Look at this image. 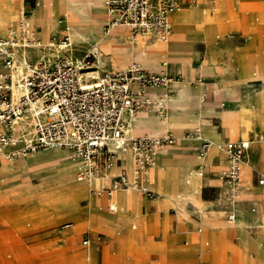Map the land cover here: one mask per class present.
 <instances>
[{
  "label": "rangeland",
  "instance_id": "obj_1",
  "mask_svg": "<svg viewBox=\"0 0 264 264\" xmlns=\"http://www.w3.org/2000/svg\"><path fill=\"white\" fill-rule=\"evenodd\" d=\"M193 1L194 0H191L190 3ZM216 1L217 0L199 1L202 8L206 9L212 16H217L218 20L225 24L224 27H221L218 30L217 34L211 41L215 55V64L218 66L215 74L201 75L195 71L205 58L206 41L201 38H191L193 35H188L186 31L182 32L176 30L174 23L172 34L167 39L170 44L169 58L166 59L167 65H164V61L160 60L157 68L148 69L142 66L150 72L171 74L174 81L171 87V92L168 93L166 98L168 108L170 109L169 106H171L174 109L173 119L176 123L172 129L170 128L166 130L174 137V142L165 148L171 151L172 159L170 162H167L166 160H164V162H167L165 167L167 175L170 174L172 167L184 166L181 167L180 170V182L182 179L185 180L188 170H195L194 166L196 164V156L198 155L196 150L199 144L195 132L197 131L201 137H207L204 133L201 134L200 129H198V123L203 124L201 127V131L203 132H208L210 127L214 125L216 126V129L222 131L216 112H220L223 108L227 107L235 108L237 103L229 100H234L233 98L234 96H238L239 90L254 89L259 91L264 88V85L261 84H264V69H262L260 65V59H257L253 63V70L255 72L257 71L258 74H261V77L256 78L257 80H253V78H251L252 74H250L245 76L248 79L247 82L246 80L240 81L238 71L239 61L242 59L246 60L253 54L247 51L241 52L240 49V47L247 42L245 27L248 28L250 34L252 33V36L255 33H259V36L264 39V0H257V2L241 0L238 2V7H236L233 2H228V0ZM37 2H41L40 6L43 10L41 16H39V18L36 17L34 24L39 32V39L42 41L41 44L44 45L47 44L52 37H58L63 31V26L67 27L69 22L66 14L60 9L53 8L54 2H50L49 0H25L27 10L29 13L31 12L28 17L34 14L35 8H38V6H36ZM78 2H80V5L86 6V9L90 14L95 10V7H91L90 5L91 0H78ZM214 7L216 9H213ZM51 8L55 10V13L48 18V11ZM18 15L13 19V22L18 18ZM201 15L206 16L202 13ZM104 25L105 23H103V28ZM54 26L57 27L55 28ZM121 31H123L122 28H116L114 30V32ZM51 32L53 34L50 36ZM115 38L118 39L121 38V36L119 37V35L116 34ZM45 39H48V41L43 43ZM101 44L102 42H99L97 45L99 52L101 53L100 59L102 61L105 60V68H109V62L106 58L105 52L101 48ZM81 45L82 44H75L72 40L71 51L63 52V50L61 52L70 55L72 58H81L87 50L92 48L90 46L85 47ZM38 50H30L32 54L31 59H35L39 55ZM108 52L113 56L112 60L114 65L122 66L124 64V61L121 60V58L126 55L125 53L119 51ZM89 65L95 67L96 62L93 58H90ZM180 81H187L189 89L197 86V81L204 83L201 86L203 94L202 108H198L194 98L189 94L184 100L178 102L177 105L173 104L172 101H168V97L177 95L178 89L181 88V83H178ZM213 111H215V113ZM154 118L157 120L161 117L154 109H152L149 112L148 119L154 120ZM195 120L196 127L191 125ZM149 129L150 131L147 134L157 136H163L166 134L164 133L165 130L158 127L152 126ZM256 132L264 135V128L262 127V129ZM227 139V136L223 135L222 141L224 142ZM260 146H264V141L255 145L252 156H250L252 162L250 172H253L254 174L259 172L264 173V166L261 167L256 164L257 162H255V160L253 161V157L255 159L258 147ZM48 151L53 152L49 153V157H39L37 160L29 161L27 163H25L24 159L20 160L19 168L16 172L11 171L14 165L17 164L15 158L11 159L9 162L11 166L9 165L7 169H0V187L17 182L22 185V188H19L18 190L16 189L17 191H29L32 190L31 187L38 190L36 191L37 193L34 191L17 193L11 190L0 189V264H85V262L88 261L89 256L91 257L90 249L92 246H94V244L101 246L107 239V235L102 232L100 233L92 225V217L89 219L91 222H89L90 227L84 225L74 230H72L74 226L62 228L64 223L73 221L69 218L58 219L56 209L47 204L48 200L53 194L59 195L60 192L71 186L81 187L84 189V192L77 197V212L80 213V217L87 218L89 217V212L85 208L89 202L90 196H93L92 193L94 192L90 190L93 185L77 181V168L70 175H66L67 172H52L44 176L46 167L51 164L54 159H71L69 153L62 151L58 147L42 149L35 152L33 155H44ZM158 156L159 155H157L156 158L157 161ZM25 157L30 158L32 155L30 154ZM157 161L154 164V168H149L150 175L154 180L148 184L151 185L154 183V185L150 187L147 183L145 185L142 184V186H145L147 189L154 192L153 196L150 197L143 192H137V197L146 204L142 207L141 211L140 208H136V212H138V215L140 214L139 216L144 220L145 225L143 227H140L139 225L132 229L130 228L133 224L132 223L129 227L133 230L132 234H134V236L132 235V239L137 245H142V241L146 238L144 230L141 228H144L149 232L153 241H157L160 238L161 233L162 235L188 231L196 234L203 233V231H199L200 227L198 226L191 228L189 219L179 218L176 214L174 204L167 202L168 206L164 209L156 207V204L159 201L164 200L162 196L155 192L158 191L161 193L163 191L162 179L165 176L164 166L158 165ZM222 165L223 161H220L219 157L213 161V164L209 167V171L203 175V187L194 193L196 199L201 203H204L207 209L231 210L232 205H234V207L242 209L244 212L250 211L249 208L251 204L249 200L252 198H258V200L261 201L262 195H259L258 197L254 196L253 190L250 188L249 191L252 192V194L250 193L249 195L241 196L239 200L235 199V204H232L229 190H223L219 181L213 183L214 179H220L219 169ZM187 166L189 168H187ZM161 168L164 170H161ZM54 170L57 171V169ZM28 176H31L33 180H36L35 183L25 181L28 179ZM55 181H58L55 186L47 184L48 182ZM252 182L254 185L256 184L254 175L252 176ZM165 187L173 191L170 181L165 183ZM259 193H261L260 188ZM185 202L187 208L192 210L193 202L190 199H186ZM150 205H152V207H150ZM65 207L67 210L63 211L62 214H70L74 211V208L70 205H65ZM107 212L110 213L108 210ZM230 214L231 213H225L219 215H221L224 220H229ZM102 215L104 216V214ZM194 216L195 214L191 212L190 218H194ZM239 224L245 227L243 223L240 222ZM257 224L258 222L249 224V227L247 228L249 231L247 235L245 234V240L251 238L253 241H256L252 238L250 230H252ZM160 229H162V231H160ZM203 229L206 232V236L202 238L199 244L197 243L195 253L197 260L199 263L203 262L202 264H214L209 261L212 258L213 261L215 260L216 264H219L222 258L221 248L215 245L209 234L211 227L205 225L203 226ZM215 230L221 237H229L230 240L234 242L237 240L236 233L233 232V230L228 229L224 223L218 224ZM67 231H69V233L66 236V239H64L62 233ZM260 238L261 242L264 241V235L261 234ZM86 239L88 242L84 244L83 242ZM256 242L261 243L258 241ZM172 244L178 248H186L189 246L190 242L187 238L182 236L173 239ZM140 247L141 246L136 247L135 249L137 250ZM254 248L252 249L253 255L257 254L258 249H260L264 255V243L259 246L258 249L255 246ZM207 250H209V260L206 259ZM113 252L115 253V262L116 264H119L118 246L114 247ZM154 257L155 255H152V258ZM96 261L97 264H106V261L104 263L101 254L97 255ZM186 264L192 263L186 262ZM230 264H236L234 258Z\"/></svg>",
  "mask_w": 264,
  "mask_h": 264
},
{
  "label": "built area",
  "instance_id": "obj_2",
  "mask_svg": "<svg viewBox=\"0 0 264 264\" xmlns=\"http://www.w3.org/2000/svg\"><path fill=\"white\" fill-rule=\"evenodd\" d=\"M185 4L187 0H104V33L124 26L132 36L167 40L172 34L171 16ZM28 14L23 9L14 22H9L7 35L0 38V161L42 149L68 147L81 160L77 180L90 183L129 156L134 164L133 179L129 180L121 167L106 192L112 195L117 189L133 186L153 196L154 192L142 186L139 179L156 162L159 152L174 142V137L170 132L163 136L135 135L129 130V122L140 111L152 109L161 118L168 117L166 98L174 82L172 76L150 72L137 62L120 70H107L100 65L98 47L87 50L81 58H72L61 52L72 49L67 27L47 42L50 52L44 53L39 37L26 27ZM33 49H39L35 59L30 56ZM90 58L96 62V76L86 73L94 70L89 65ZM195 133L198 156H204L211 142ZM263 138L260 133L222 142L224 165L219 177L237 186L251 144ZM256 183L264 207V173H257ZM237 195L236 190H229L231 198ZM108 207L111 212L118 210L114 203ZM256 207L254 203L251 211ZM233 218L230 214L229 219ZM68 226L66 223L62 228Z\"/></svg>",
  "mask_w": 264,
  "mask_h": 264
},
{
  "label": "crops",
  "instance_id": "obj_3",
  "mask_svg": "<svg viewBox=\"0 0 264 264\" xmlns=\"http://www.w3.org/2000/svg\"><path fill=\"white\" fill-rule=\"evenodd\" d=\"M49 1L50 2H56V0H49ZM190 1L191 0H187L188 5L185 4L183 7H181L180 9H178L177 11H175L172 14V16H171L172 31H173V23L176 22V24H183L185 22H188V20H189V9L192 6H196V8L198 9L199 12H201L202 14H205L207 16V21H208L206 33L202 32V30H201L203 28L202 25H196V26H194V30H193L196 36H193V37L191 36V38H201V39L206 41L205 58L199 64V67L197 69H195V71L201 75L215 74L218 66H216V64H215V55H214L213 46L211 45V41H212L213 37L217 34L218 30L221 27H224L225 24L223 22H220V20H218L217 16L216 17L212 16L206 9L202 8L201 4L199 2L200 0H196V1L194 0L192 3H190ZM217 1L219 2L220 0H217ZM240 1L241 0H228V2H233L236 5V7H238V2H240ZM249 1L250 2H253V1L257 2V0H249ZM213 2H215V1H213ZM40 3L41 2H37L36 6L39 7ZM102 3L104 6V0H102ZM199 5H200V7H199ZM23 9H27V5H25L23 7ZM23 9H22L21 5H19L17 3V1H15V0H0V21L3 20L5 22L4 26L7 28V30H8V26H9L8 24H9V22H11L8 19V15L12 14L14 17H16ZM213 9H216V8L214 7ZM30 13L28 14V16L30 15ZM245 20H249V19H245ZM105 21H106V18H105L104 22H100V24L98 25L99 30L102 31L103 23H105ZM237 25H238V22H237ZM4 26H0V38H3L6 36ZM54 27L56 28L57 26H54ZM117 28H122L123 31L114 32V30L116 29L115 28L108 35H106V36L103 35L104 38L102 40L101 48L105 52L106 58L109 62V68H105L106 61L100 60V64L102 65L103 68H105L107 70H118V69H123V68L127 67V65L131 62H138L141 64V66H143L145 68L154 69V68H157L159 66L160 60H163L164 65H167L166 59L169 58V51L167 48L164 49V48L155 46L153 43L155 38H148L146 40L147 47H146V50L144 53L139 52V51H133L131 48H127L125 46H123L125 48L122 47V44H125V43H133V45L136 43L134 40H132L133 37L130 36L128 29L124 26H118ZM245 31H246L245 35H246L247 42L243 46L240 47L241 52L247 51V52L253 53V54L250 58H248L246 60L242 59L241 61H239L238 71H239L240 81L246 80V82H247L248 79L245 77L247 75L252 74L251 78H253V80H257L256 79L257 77H261V74H258L257 71L255 72L253 70L254 69L253 63L257 59H260V62H261L260 65H261L262 69H264V39L261 36H259V33H255L252 36V33L250 34L247 27H245ZM30 32H32V31H30ZM32 33H34L37 37L40 38V36H39V34H37L36 30H34ZM51 34H53V33L51 32L50 36H51ZM116 34H118L119 37L121 36V38H118V39L115 38ZM93 46H97V44H95ZM93 46H90V47H93ZM169 46H170V44H169ZM107 50L108 51H116V52L119 51V52L125 53L126 55L121 58V60L124 61V64L122 66L114 65L113 60H112L113 56H111ZM30 54H31V52H30ZM30 56L32 58V54ZM205 59H206V68L202 69V65H203V62L205 61ZM189 67L192 68L191 66H189ZM0 69H1V67H0ZM187 69H188V66H187ZM169 75H171V74H169ZM183 83H185V87H181L177 91V93L180 92L181 96L176 97L172 103L177 105L178 102L184 100L185 97L189 94L194 98L195 103L198 106V108L199 109L202 108V106H203V98H202L203 94H202V89H201L202 87L201 86L204 83L201 81H197V86H194L191 89H189V87L187 86L188 85L187 81H183ZM261 84L264 85L263 83H261ZM241 95H242V98H244V100L241 98ZM251 95L253 97L260 98V99L264 98V88H262L259 91L254 90V89L239 90L238 96H234V98H233L234 100H229L231 102L237 103V106L235 108L227 107V108H223L220 112H216L218 115L221 127H222V118H223L224 112L225 111H237L242 106V103L248 97H252ZM213 112L215 113V111H213ZM256 113H255L253 121H252L253 128L249 129V130H245V132H243L235 140H237V139H248V138H252L253 136H255L257 134H260L259 132H256V131L262 129V127L264 128V113L258 112V111ZM258 115H259V117H258ZM133 118H131L130 122L132 121ZM140 118L141 117H138L137 119H140ZM135 121H137V120H135ZM153 121H155V118H154V120H152L151 125H154ZM130 122H129V124H130ZM175 124L176 123H172V122L170 123L171 129L175 126ZM191 125L196 127V120H195V122L191 123ZM149 131H150V129L148 127H142V128H135L134 132H131V131L130 132L132 134L138 135V134L148 133ZM213 131L222 133V137H223V135H226L228 138L227 140H230L229 135L227 133H224V132L216 129V126L210 127V129L207 133L209 134ZM253 132H256V133H253ZM204 138H207V137L204 136ZM227 140H225V141H227ZM262 141H264V139L259 140L258 142H254L251 144L250 149H249L248 161L246 162V164L244 166L248 165L249 168L251 169L252 162L250 160V156H252V152H253L255 145L257 143H262ZM58 148H60L62 151L66 152V153L73 152V150H71V149H66V148H61V147H58ZM165 148L166 147H164L160 151V153L158 154L159 155L158 156V165H160V166L163 165L164 169L166 167V163L170 162L172 159L171 151L169 149H165ZM50 152H52V151H48L46 154L38 155V156L33 155L34 154L33 153V154H31L32 157H30V158L17 157V158H15L17 160V164L14 165V167H13V169H11V171L12 172L18 171L19 163H20V160H22V159H24L25 163H27L29 161H35L39 157H49ZM196 152H197V150H196ZM205 155L200 156V157L198 155L196 156V164L194 166L195 167L194 169L202 172V174L201 175H195L194 179L189 181V182L187 180L185 181L183 179L180 182V170H181V167H184V166L172 167L169 175L166 174L167 172L165 169V171H164L165 178L162 180V183H163V186L165 187V183L167 181L171 182V186H172V189L174 191V197L170 196L169 199H166V196L161 195V193H158L157 191L155 192L164 198V200H161L156 204L157 206L155 205L156 207H158L160 209H164V208H166V206H168L167 202L174 204L175 208H176L177 216L179 218H182V219H189V221H190L189 223L191 225V228L195 227V226L200 227L199 231L200 232L203 231L202 234L201 233L196 234V233L189 232V231L188 232H175V233L169 234V235H162V233H161L160 238L157 241H153L151 239L149 232L146 231V229L141 228L142 230H144L146 238L142 241V245H139V244L137 245L134 242V240L132 239V231L133 230H131L130 228L134 229L139 225H140V227H143L145 225L144 220L142 218H140V216H139L140 214L134 220L124 219L121 217H115L113 215H115L121 211L120 205L127 206L129 199H131L132 204L134 206L140 208V211H141L142 207L146 204L144 201L140 200L137 197V192H138L137 189L132 190V192H130V193L129 192H123L119 195L118 199H119L120 205L116 204L118 206V210L116 212H111L108 209V211L111 214L108 213L106 210V205H105L109 201H110V203H113V202H111V200H112L111 196L112 195H108L106 190L112 186L113 177L119 173L121 167H123L125 169L128 179L129 180L133 179V168L131 166V159L129 156H125L124 159L122 161L118 162L107 174L102 175V178L95 179L94 182L87 183L84 181L77 180V181L83 182L85 184L87 183L89 185H93V187L90 188V190H92V189L100 190L99 192L92 193L93 196H90V198H89V202H88L89 205L88 204L86 205L85 209L89 212V217H87V218L86 217H80L81 216L80 213L77 212L78 211L77 210V203H78L77 197H78V195H80L84 192V189H82L81 187H78V186H71V187L63 190L62 192H60L59 195L53 194L52 197L48 200L47 204L51 205L52 208L56 209L58 219L69 218L70 220L73 221V222H66V223H69V226L65 227V228H69L72 224L74 226L72 228V230L79 228V227H82L84 225L90 227L89 219L92 217L93 218L92 225L95 227V229H97L100 233L102 232L105 235H107V239L104 242V244H102L101 246H99L98 244H94V246H92V248L90 249L91 250L90 251L91 257L89 256L88 261L85 262V264H97L96 257L99 254H101V256L103 257L104 263L106 261V264H116L115 258H114L115 253L113 252V249L115 246H118V248H119V254H118L119 264H186V262H189L192 264H198L199 262L197 260L196 254H195L196 253V246H197V243L199 244L201 242L202 238H204L206 236V232L203 229V226H205V225L202 224V222H201L202 211L206 212V214H207L206 215V222L211 226L209 234L212 237V240L214 241L215 245H217L221 248L220 250L222 253V258H221V261L219 264H230V262L233 260V258L236 261V264H264L263 252L260 251V249H258V247L261 246L264 243V241H262L261 243H257L256 241H253L251 238H248L245 240V234L247 235L248 231H249L247 228L249 227V224H252V223L258 222V224L252 230H250V233L255 234V230L257 229L258 231L260 230V234L264 235V207L261 206V203H260L261 201L258 200V198H254V199L252 198L249 200L251 205L249 208L250 211H248V212H244L242 209L234 207V205H232L231 210L207 209L206 206L204 205V203H201L200 201H198L196 199L194 193L196 191H199L203 187V182H204L203 175H204V173L209 171V167L213 164V161L217 157H219V160L223 161V165H224L223 154L221 151H220V154L212 155L210 160L204 164L203 159H204ZM51 157H53V156H51ZM164 160H166L167 162H164ZM254 160H255V162H257L256 163L257 165H260L261 167L264 166V146L258 147L257 153L255 155V159L253 157V161ZM80 162H81L80 158H73V159H69V160H62L59 158L54 159L52 161V163L46 167L44 176H46L48 173H52V172H67L66 175H70L76 168L78 171V168L80 166ZM123 164L130 165V169L128 170ZM223 165H222V167H223ZM187 168H189V167L187 166ZM0 169H4V168H2L0 166ZM54 169H57V171ZM220 169H219V171H220ZM161 170H163V168H161ZM241 172H242V169H241ZM249 173L250 174L248 176V179H245L244 178V169H243L242 181H239L238 185L235 186L236 190L239 192V196H238V198H236L238 200L241 196L249 195L250 193L252 194V192L249 191L250 188H252L254 196L258 197L259 195H261V193H259L260 187L257 185V183L254 185L252 182V176L254 175L255 179H256L257 174H254L253 172H249ZM139 180H140L141 184H143V185H145L146 183L148 184L151 181L153 182L152 176L150 174L141 176ZM19 181H23V180H19ZM25 181H30L32 183H35L36 180H33L31 178V176L30 177L28 176V179H26ZM217 181H219L221 183L223 190L228 191L231 189L227 185L226 181H224L223 179H221V178L220 179H214L213 183H217ZM57 182L56 181L55 182H48L47 184L55 186ZM15 183H17V182L6 185L5 187L2 186V187H0V189L12 190V191H15L17 193L29 192V191L30 192L34 191L35 193H37L36 191H38L34 187H31L32 190H29V191H22V190L17 191L16 189L11 188ZM152 185H154V183H152L149 186L152 187ZM35 186H36V184H35ZM38 189H40V188H38ZM260 192H261V189H260ZM186 199H190L193 202V209L192 210L187 208V205L185 202ZM230 199H231V203L235 204V199H232L231 197H230ZM254 203L257 204V207H256V210L254 212H252L251 207L253 206ZM65 205L72 206L74 208V211L70 214H61L65 210V208H64ZM150 207H152V205H150ZM232 211H236L235 213L239 214V215L236 214L235 219H237L239 217L242 221H245V224H246L245 227H243L241 224H239V226L237 224L228 225V223L230 221H233L234 218L232 220H230V219L224 220L223 217H221V215H219V214H225V213L233 214ZM191 212H193L195 214L194 218H190ZM127 213L131 214L130 211H128ZM100 214H104V217L102 219H100V221H98ZM66 223H64V224H66ZM220 223L221 224L224 223L228 229L233 230V232L236 233L237 240L235 242L230 240L229 237H221L216 233L215 229H216L217 225ZM130 224H132L131 227H130ZM235 225H236V227L234 228L235 230L231 229ZM160 231H162V229H160ZM68 233H69V231L62 233V236L64 239H66V236L68 235ZM182 236L187 238V240L190 242L188 247L178 248L174 244H172L173 239H177V238H180ZM147 243H151L152 249L144 250L143 252H139L138 250L135 249L136 247H139V246L143 247V244H147ZM161 246H163V251L157 252L155 250V248H158ZM254 246L258 249L257 250L258 252L255 255H253V253H252V249L254 248ZM247 250H248V252H247ZM164 253H165V255H164ZM208 253H209V250H207L206 259H208ZM152 255H155V257L152 258ZM209 261L216 264L215 260L213 261L212 258ZM202 263L203 262H200L199 264H202Z\"/></svg>",
  "mask_w": 264,
  "mask_h": 264
},
{
  "label": "bare ground",
  "instance_id": "obj_4",
  "mask_svg": "<svg viewBox=\"0 0 264 264\" xmlns=\"http://www.w3.org/2000/svg\"><path fill=\"white\" fill-rule=\"evenodd\" d=\"M15 1H17V3L19 5H21V7L23 9V7L25 6V0H15ZM79 3L80 2H78V0H56V2H54V7L53 8L60 9L68 17V22H69V25L67 26L68 32L70 34L71 39L75 42V44L76 43L77 44H82L81 46H85V47L93 46L95 44L98 45L99 42H102V40L104 38L103 35L104 36L108 35V34L104 33L103 29H102V31L98 29V25L100 24V22L104 21L105 18H106V10L104 8L105 6H103L102 0H91L90 5H91V7H95V10L90 14L89 11H87L86 6L80 5ZM199 7H200V5H199ZM42 10H43V8L41 6H39L38 8H36L34 10V14H32V16L26 18V23L25 24H26V27L28 28L29 31L33 32L34 30H36L37 34L39 33L37 31V28L35 27L34 23H35L36 17L39 18V16H41ZM48 13H49V15L47 17L50 18V16L55 13V10L51 8L48 11ZM14 18L15 17L12 14L8 15L9 21H13ZM207 24H208L207 16H202L201 12L198 11L196 6H192L189 9V20H188V22H185L183 24H176V22H175L174 26H175L176 30H178V31H182V32L186 31V33L188 35L196 36L194 31H193L194 30V26L202 25L203 28L201 30H202L203 33H206V29H207V26H208ZM4 25H5V22L3 20H1L0 21V26H4ZM5 33H6V35L8 33V30H7L6 27H5ZM130 36L133 37L132 40H134L136 43L134 45H133V43H125V44H122V47L125 46L127 48H131L133 51H139V52H143L144 53L145 50H146V47H147L146 40L149 37L148 36H144V35H135V36L130 35ZM47 41H48V39H45L43 43H46ZM153 43H154L155 46H158V47H161V48H164V49L167 48L168 51L170 50L169 49L168 40L155 39ZM41 45L44 47L42 52L46 53V51H47L46 44H44V45L41 44ZM94 47H97V46H93L92 48H94ZM125 47H123V48H125ZM47 53H49V52H47ZM91 68H94V70L93 71H87L86 73L87 74L89 73V74H92V75L96 76L97 73H98V69H96V66L95 67H91ZM205 68H206V59L203 62V65H202V69H205ZM118 70H120V69H118ZM91 82H94V81H91ZM178 83H181V87H185V83H183V81H180ZM179 96H181L180 92L177 93V95H172V96L168 97L169 98L168 101H172L173 102V100L176 97H179ZM241 98H242V95H241ZM242 99L244 100V98H242ZM169 107H170V109L168 108V111L170 113V118H169V115H168V117L166 119L159 118V119L153 121L154 125H151L152 124V120L148 119L150 110H148L147 112L146 111L145 112H140L130 122L129 130L131 132H134L135 128H138V127L146 126V127L151 128L153 126V127H158V128H160L162 130H165L164 133L168 132L166 130L171 128L170 123L171 122L175 123L174 119H173L174 109L171 106H169ZM257 111L264 113V98L260 99V98H256V97H253V96L252 97H248L242 103V106L237 111H225L224 112L223 118H222V132L227 133L229 135V139L230 140H235L243 132H245V130H249V129L253 128L252 121H253L254 115H255V113ZM138 117H141V118L137 119ZM258 117H259V115H258ZM135 120H137V121H135ZM202 126H203V124L198 123V127H199L198 129H200L201 134L204 133V135H206L208 137L209 141L211 142V145H210L209 149L207 150L206 155H205V157L203 159V163L205 164V163H207L210 160L212 155L220 154V151H221L220 150V145H221V143L223 141H222V133L213 131V132L208 134L207 132L201 131V127ZM214 126H211V127H214ZM150 135H152V134H150ZM154 136H157V135H154ZM197 138L198 137H196V139ZM61 148H63V147H61ZM66 149H70V148H66ZM71 150H73V149H71ZM69 154H70L71 159L79 158L77 152L74 151V150H73V152H71ZM10 161L11 160L2 159L0 161V166L2 168H4V169H7L9 167V165H10V163H9ZM156 161H157V159H156ZM154 164L151 166L152 168L155 167ZM245 164H246V162H244L242 164V166H241L242 172L240 171V181H242L243 169H244V178L245 179H248V176L250 174L249 173L250 172V168H249L248 165L244 166ZM123 165L128 170L130 169V165H127V164H123ZM131 166L133 168V175H134V164H133L132 160H131ZM148 174H150L149 169L146 172V175H148ZM195 175H201V172L197 171V170H188L187 176L185 178V181L187 180L189 182V181L193 180ZM97 178H102V176H96L95 178H93V180L91 182H94V180L97 179ZM164 178H165V176L163 177V179ZM227 185L231 189L236 190V188L231 186L229 183H227ZM11 188H14V189L18 190L19 188H22V185L19 184V183H15ZM135 189L136 188L133 187V186H128V187L117 189L115 192L112 193L111 202H113V203H115L117 205H120L119 204V199H118L119 195L121 193H123V192H129L130 193V192H132V190H135ZM48 193H49V191H48ZM237 193H238V195H237L236 198H238V196H239V192L238 191H237ZM161 195L166 196V198L169 199L170 196L174 197V191H172L171 189H167L166 187L163 186V191L161 192ZM128 201H127L128 205L127 206L120 205L121 211L118 212L117 214L113 215V216L121 217V218H124V219L134 220L138 216V212H136V208L137 207L132 204L131 199H129ZM109 203H110V201L107 204H105L106 205V210L109 209V207H108ZM64 208H65V210H67L66 207H64ZM128 211H130L131 214H128L127 213ZM235 212L236 211H232V213L234 214V219L236 218V214H237ZM206 215H207L206 212L202 211V220H201V222H202V224L211 227L206 222ZM237 215H239V214H237ZM103 217L104 216L102 214L99 215L98 221H100V219H102ZM234 219H233V221H230L228 223V225H233V224H237L238 225L240 222L243 223L244 225H246L245 221H242L239 217L237 219H235V220ZM71 226H73V224ZM259 231L256 229L255 230V234H251V236L256 241L261 242V238H260L261 234H260ZM132 235L134 236V234H132ZM135 239H136V237H135ZM150 249H152L151 243H147V244H143V247H140L137 250L139 252H143L144 250H150ZM155 250L157 252H162L163 251V246L155 248ZM164 255H165V253H164Z\"/></svg>",
  "mask_w": 264,
  "mask_h": 264
}]
</instances>
